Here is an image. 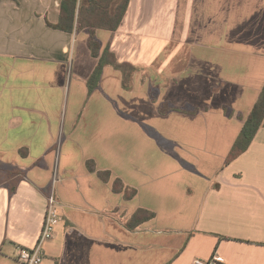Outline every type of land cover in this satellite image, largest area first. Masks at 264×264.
Masks as SVG:
<instances>
[{
	"label": "crops",
	"instance_id": "1",
	"mask_svg": "<svg viewBox=\"0 0 264 264\" xmlns=\"http://www.w3.org/2000/svg\"><path fill=\"white\" fill-rule=\"evenodd\" d=\"M61 2L0 0V264L35 246L52 191L43 264H264V126L229 160L264 86V0H130L95 36L133 72L107 64L91 92L100 57L51 26Z\"/></svg>",
	"mask_w": 264,
	"mask_h": 264
},
{
	"label": "trees",
	"instance_id": "2",
	"mask_svg": "<svg viewBox=\"0 0 264 264\" xmlns=\"http://www.w3.org/2000/svg\"><path fill=\"white\" fill-rule=\"evenodd\" d=\"M129 2L130 0H62L59 21L57 24L51 25L69 33H73L77 28L90 30L89 47L94 56L100 57L99 63L88 81L90 92L98 86L103 68L107 64L119 66L126 81L133 72L131 66L118 64L116 56L109 48H105L100 56L101 44L95 36V30L98 28L116 30L125 16ZM167 109L168 105H164L161 111L165 112ZM261 126H264V86L234 143L229 160L247 151ZM90 167L94 169L93 166ZM99 175L106 181L110 178L109 172H99ZM113 188L115 191L124 192L127 199H131L137 193L135 189L125 186L120 179L114 182ZM154 216L155 214L151 211L139 209L127 222V228L133 230Z\"/></svg>",
	"mask_w": 264,
	"mask_h": 264
},
{
	"label": "built area",
	"instance_id": "3",
	"mask_svg": "<svg viewBox=\"0 0 264 264\" xmlns=\"http://www.w3.org/2000/svg\"><path fill=\"white\" fill-rule=\"evenodd\" d=\"M62 221V215L59 212V203L55 192L52 191L47 197L46 212L43 227L37 243L32 248L19 247L17 260L21 264H43L45 260V244L51 240L56 232L57 225ZM195 264H222L217 253H214L209 259H196Z\"/></svg>",
	"mask_w": 264,
	"mask_h": 264
}]
</instances>
